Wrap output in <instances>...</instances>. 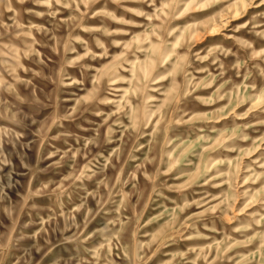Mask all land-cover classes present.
I'll list each match as a JSON object with an SVG mask.
<instances>
[{"label":"rangeland","instance_id":"374dc122","mask_svg":"<svg viewBox=\"0 0 264 264\" xmlns=\"http://www.w3.org/2000/svg\"><path fill=\"white\" fill-rule=\"evenodd\" d=\"M0 264H264V0H0Z\"/></svg>","mask_w":264,"mask_h":264},{"label":"bare ground","instance_id":"6f19581e","mask_svg":"<svg viewBox=\"0 0 264 264\" xmlns=\"http://www.w3.org/2000/svg\"><path fill=\"white\" fill-rule=\"evenodd\" d=\"M167 55V54H166ZM167 57V56H166Z\"/></svg>","mask_w":264,"mask_h":264}]
</instances>
